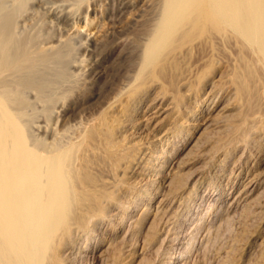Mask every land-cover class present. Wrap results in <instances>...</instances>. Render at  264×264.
<instances>
[{"label": "bare ground", "instance_id": "1", "mask_svg": "<svg viewBox=\"0 0 264 264\" xmlns=\"http://www.w3.org/2000/svg\"><path fill=\"white\" fill-rule=\"evenodd\" d=\"M29 1L32 0H0V264H77L86 256L85 253L100 243L96 242L95 235H102L99 231L107 229H111L113 239L121 236L127 244H123L125 246H121L119 252H113L111 249L115 243L108 241L105 249L97 255L109 252L103 264H125L129 257L141 259L143 246L150 239L163 236L158 242L161 243L172 236L168 237L172 228L169 226L177 209L172 210V203L180 205L188 198L196 181L185 192L188 181L181 183L168 178L167 170L165 174L150 175L154 177L150 179L152 184L145 186V194H139L131 191L138 178L131 180L126 170L133 167L139 153L154 159L152 163L156 167L151 168L153 171L159 172L158 167L164 165L160 162L169 160L165 150L178 136V120L175 118L183 111L182 95L191 89L186 83L188 70L185 69V79L178 78L184 74L177 75L182 71L180 62L184 60L181 59L186 60L184 56L194 48L196 41L197 45H208L211 49L219 44L216 42L225 46L231 44L235 50V55L231 54L235 56L234 65L228 64L231 72L226 74L225 68V75L223 73L229 76L231 86L226 84L229 88L226 97L235 103V110L230 119H215L219 121L216 128L224 137L220 134L223 140L219 137L221 143L218 141L212 146L214 152L222 147L233 154L240 151L238 163L245 167L242 173V166L236 162L229 170V177L237 179L239 176L240 182L234 185L235 192L223 208L225 218L233 219V212L238 207L253 202L258 192L264 191V168H256L259 162L264 164L261 146L264 137V0H150L148 17L146 15L144 21L141 19L142 22L139 19L136 27L130 24L134 28V32H130L132 36L124 29L109 33L107 44L113 43L117 36H124L122 38L126 42V36H130L134 45L133 57L128 59V54H123L120 62H130L133 70L128 71L119 90L116 89L118 91L97 110V116L85 119L86 122H81L80 116L76 117L78 92L83 85L80 79L85 78L84 81L94 87L104 71L97 65L96 50L101 40L91 39L89 33L83 35V30L74 34L68 32V24L84 6V0H58L48 9L40 2L44 7H39L44 17ZM129 3V0H121L113 19L126 12L132 4ZM46 18L49 19V27L45 26ZM88 20L85 18L84 26L88 25ZM78 25L75 24V28ZM189 56L194 57V53H189ZM212 58H209V66L213 63ZM185 68L193 71L191 67ZM110 83L112 79L108 76L101 82V87ZM101 87L98 85V89ZM176 88L184 91L175 95ZM144 103L140 115L135 118L134 112ZM150 111L162 116L160 120H151ZM168 117L175 119L173 125L156 137L152 134L153 139L144 146L145 150L153 149L152 153L140 151L141 148L135 146L139 135H148ZM252 144L262 148L258 155L260 159L255 157L256 163L252 162L256 156L251 150ZM176 149L174 146L173 151ZM151 158L145 161H151ZM158 179L161 180L159 186ZM155 183L157 185L153 186ZM164 186L166 190H162ZM154 193H159L160 198L153 210L150 211L148 206L138 208L136 199L150 203ZM127 196H135L136 199L127 201L129 204L124 206L123 198ZM167 201L170 202L167 204ZM239 209L242 212V208ZM134 211L139 212L136 217L132 215ZM258 213L264 217V204L259 205ZM146 223L145 232H142ZM215 224L216 221L207 227L208 232H220L216 230L220 224ZM259 247V254L264 258V237L259 241ZM230 251L229 256L237 253ZM90 257L89 261L92 260ZM165 259L160 264L177 263L178 256L171 255ZM260 261L264 264V259Z\"/></svg>", "mask_w": 264, "mask_h": 264}, {"label": "rangeland", "instance_id": "2", "mask_svg": "<svg viewBox=\"0 0 264 264\" xmlns=\"http://www.w3.org/2000/svg\"><path fill=\"white\" fill-rule=\"evenodd\" d=\"M117 1L116 0H114V1L113 0H87V3H88L87 4L86 1L84 0V3L86 5L83 4L84 6H82V8L78 14L73 16L72 21H70L71 23L69 22L68 27H67L69 29V31H68L69 33L74 34L77 30H79L80 32H81V30H83L82 31L83 35H86L89 33V37L91 36L90 37L91 39H95V37H96V40H98V41L101 40V41H99L98 46H97V50H96V53L98 54L97 55V57H98L97 65L99 68L102 69V72L103 71L104 72L102 73V76L100 77L97 86H94V87L89 86L86 83V81H84V80H86L85 78L82 77L80 79L81 84H83V85H80L81 88L79 89V92H78L79 96H78V107L76 109V117L79 118V116H80L79 120L81 122H86L87 120L92 119L94 116H97V114H98L97 112H99L97 110L102 108L103 105H105V102H107V100L109 99V97L112 96L114 93H116L119 90L120 85L123 82L125 75H127V73L129 74V72H132V70H133V69L132 70L130 69V68H133V66L130 64V62L129 63L128 62H120V56L123 54H125V55L128 54V57H129L128 59L133 57V54H134V50H133L134 47L133 46L134 45L129 39L130 36H128L131 31L134 32V28L131 25H134V27H136L139 25L140 22H142V20L144 21L148 17V9L149 10L151 9V5H150L151 1L148 0V2H147V0H129L130 1L129 4H131V3L132 4L130 5L129 8H127L126 12H124L119 17H116L115 19H113L114 11L118 7H120V5H121V0L120 1L117 0ZM29 2H30L29 4L32 5L35 8V10L38 9V13L43 14L42 17H44L45 14H44V12H42V10H40L39 7H41V9H42V7H43L42 5L44 4L46 9H48V7L51 8L50 6L51 5H52V7L55 6L58 3V0H43V2H42V0H40V1L34 0V2L32 0ZM39 3L40 4L43 3V4L40 5ZM48 4H50V5H48ZM46 9H43V10H46ZM83 10L85 11L83 13L84 15L81 14L83 12ZM141 13H143L144 15ZM131 14L133 15L132 17H134V18H131ZM146 15H147V17H145ZM125 16H126V18H125ZM85 18L89 19L88 20L89 23H88V25L84 26ZM135 18L137 20H134ZM139 19L140 20L142 19V20L140 21ZM45 20H47L46 21L47 24L45 25L47 27V25L49 23V19L46 18ZM75 20H76V22L74 23ZM110 21H111V23H110ZM138 21H140V22L138 23ZM133 22H135V23H133ZM75 24L76 25L79 24L78 25L79 27L76 26V28H75ZM136 24H138V25H136ZM49 26L50 25H48V27ZM73 26H74V28H73ZM124 26H126V27H124ZM69 27H71V28H69ZM117 29H119V30H117ZM123 29H124V31H127L128 35L126 37L129 40L126 39V42H124V39H123L124 36H122L123 38L121 37L122 39L117 36V39L113 43L107 44L108 41L106 42V40L109 39V35H110L109 33H112V31L115 33H118L119 31H123ZM103 33L106 36L103 35ZM130 35L132 36V33H130ZM93 36H94V38H93ZM118 42H119V44H118ZM130 43L132 46H130ZM195 43L196 44H195L194 48H192L193 51L191 50L192 52L191 51L189 52V53H194V57L189 56V53H188V55L184 56V57H186L187 62L185 59H183V58L181 59V61L184 60V61H182V63L180 62V67H181L182 71H180L181 74L177 75V77H178L179 75L184 74L183 75L184 78H183V76L178 77L180 79H181V77H182V79H185L186 77H188L186 80V83H187V85H190L189 88H191V89L183 92L184 90L182 91V89L179 90L178 88H176V89H174V92H173L175 95L179 94V92H181V93L183 92L184 96L182 95V98L184 97V99H182V101H181L182 102L181 108L183 111L182 112L180 111L179 116L175 118L176 120H178V132H177L178 136L174 140L170 141V144L166 147V150H165V154H167L169 160H167L166 162L165 161L160 162L161 165L163 163H164V165H162L163 167L157 166L159 168V172L153 171L151 168L156 167V165L152 163V161H154V159L148 155H143V154L141 155L139 153L140 156H138V159L136 158V160H134L135 165L133 164V167L134 166L135 167L128 169L130 172L128 170H126V175L129 178H131V180H133V179L136 180L138 178L137 179L138 181H136L138 185L136 184L135 186H133L131 191L139 193V194H141V193L145 194V190H143L145 188V186L147 184L148 185L152 184V181L150 179L151 178L153 179L154 177H151L150 175L155 174V173L165 174L167 170H169L168 178L172 177V178H174V181L177 180V181H180L181 183L188 181L189 184L187 186V189H185V192H188V190L191 188V185L194 181H196V184H195L194 188L192 189L189 197L184 199L180 205H178V202H177V204L175 203L176 205L174 203H172V205H174L172 210L177 208L175 213H174L175 214L174 218H173V220H171L172 224L169 226V228L170 227H172V228L169 229L170 231L168 232V234H169L168 237L172 235L171 236L172 238L171 237H169L168 239L166 238L167 240L165 239L161 243H158V242L161 239V237H163V236H160L159 239L157 236V238L155 240L150 239L149 243L146 242L147 245L143 246L142 253L140 255V256H142V258L141 259L137 258L135 260L130 259L131 257L126 258L125 264H151L150 263V262H152L151 260H154L155 257L156 258L152 262V264H160V261L161 262H162V260L164 261L165 258L167 259V257H169V256L171 257V255H172V257L174 255L178 256L177 263H174V264H181V263L182 264L183 263L184 264H230L233 260L234 261L231 264H233V263L234 264H243V263L245 264L247 261H248L247 263H249V264H251V262H252V264H262V262L260 260L264 259L263 255L260 256V254H259V250H260L259 241L264 237V226H263L264 225V217L262 216V214L258 213L259 205L264 204V197H263L264 191L260 190L258 192V197L255 198L256 200L254 199V200H252L253 202H250L249 204H247L249 206H247V205L240 206L242 208V212L239 209L240 207H238L233 212L235 214V216L233 217L232 214L230 216V217H233V219H231L229 217L232 221L230 219L225 218V214H226L224 212L225 211L224 209L226 208L225 204H227L228 199L235 192L234 191V189H235L234 185H237L238 182H240L239 176L237 179H235L234 176L229 177V170L231 169L232 165L236 162H237L236 164H240L242 166V173L245 172V169H244L245 167L242 163H238L239 159H237L238 158L237 155L240 153V151L237 152L236 154L235 153L233 154L230 151H225L224 147H222L217 152H214L213 148H212V146L214 145L215 142L220 141V143H221V141L223 140L222 137H224V134L220 131L218 132V130L216 128L217 124L219 123V121H216V120L217 119L222 120V119H226V118L227 119L232 118V113L235 110V108H234L235 103L230 102L229 99H227V97L229 95V88H227V87L231 86L230 82L228 81L229 76H227V75L224 76L225 70L227 71L226 74L230 73L232 70V68L228 67V66L231 63H232L231 65H234L233 62H234L235 53H233V52H235V50H234L233 46H231V44L229 46L226 44L227 46H225L221 42H216L219 44L215 43L217 46L214 45L215 46L214 49L209 48L208 45H200V44L197 45V41ZM230 46L233 48V50L230 48ZM197 47L200 48V49L199 48L197 49L198 51H196ZM219 47H220V49H219ZM229 49L231 50L232 53H230ZM217 50H218V52H217ZM219 50H220V52H219ZM194 51H196V52H194ZM121 52H122V54H121ZM212 52H214V55L215 54H217V55L214 56ZM231 54H234V55L232 56ZM190 55H192V54H190ZM209 55H211V56H209ZM187 57H189L188 59H190L191 61L188 60ZM215 57H217L216 58L217 61L215 60ZM209 58H212L211 61L213 63L218 62V64L215 63L214 65H212L213 64L212 63L211 66H209L210 65V59ZM213 59H214V61H213ZM118 62L120 64H118ZM229 62H230V64H229ZM185 67H191L193 69V71L191 69H189V68L187 69ZM230 68H231V70H229ZM185 69L188 70V71H186L187 74L185 72ZM207 69H208V71H207ZM116 70H118V71H116ZM179 70H180V68H179ZM223 73H224V75H223ZM107 75L109 76V79H112V83H110L107 87H103V86L101 87V82L108 79ZM222 75H223V77H226V78H223ZM103 76L107 77V78L104 79ZM178 78H177V80H178ZM220 78H223V79H220ZM216 79L219 81V83ZM82 80L84 81L83 83H82ZM211 80H213L214 82ZM221 81H223V83ZM216 82L218 83V85ZM220 82L222 84L221 87H219ZM224 82H225V84H224ZM214 83L217 86H215ZM84 84H85V86H84ZM211 84H213V85H211ZM226 84H227V87H226ZM98 85L101 87L100 89H98ZM82 86H84L85 88ZM211 86H215V87L213 88ZM219 88L222 89V92H221V89H219ZM81 89H83V90H81ZM96 89H98L99 91ZM116 89H118V90H116ZM216 97H217V99H216ZM144 105H145V103L141 105V109H138V111L134 112L135 118H137L140 115L142 107ZM223 105H225V106H223ZM209 106H210V108H209ZM220 107H223V108H220ZM77 110H79V111H77ZM148 113H150V116L152 114L153 117L151 120H154L155 122L160 120V118L162 117V116L158 117L157 116L158 114L154 115V113H151V111ZM223 113L224 114L226 113L225 114L226 117L223 116L224 115ZM221 114H223V115H221ZM90 117H92V118H90ZM87 118H89V119H87ZM85 119H87V120H85ZM175 119L171 120L168 117V118H166V120L164 122L161 121L162 123L161 124L159 123L160 125H158V127L154 131H151L150 133H148V135L147 134L139 135L141 138L138 137L139 140L138 139L136 140L137 144L135 146L138 147L139 149L141 148L140 151H142V152L146 151V153H152L153 149H150V150L146 149L145 150V147H144L147 145V142H149L150 140L153 139V138H151L152 134H154L155 137L162 134L164 132V130L169 127V125L170 126L173 125ZM141 120L139 119L140 122H142ZM215 121H216V123H215L216 125H213ZM220 134L222 135V137L219 136ZM219 137L222 140H220ZM140 139H141V141H140ZM171 143H173V144H171ZM222 145L223 144H220V146H222ZM174 146L177 147V149L175 151H173ZM252 146L253 147L251 148V150H253L254 155H256V156H254L252 162L256 163L260 159L259 158L260 156H258V155H260L262 148L260 149L256 144H252ZM261 146L263 147V151H264V137L262 139ZM254 148H256V149L258 148V149H260V151H257ZM255 157L256 158L258 157V160H256ZM150 158H151V161H148V162L145 161L147 159L150 160ZM171 160H172V162H171ZM167 162H168V164H167ZM142 165H143V167H142ZM248 165H251V164H248ZM256 166H257L256 167L257 170H262L264 168V164L260 163V162ZM227 175H228V177H227ZM225 178H228V179L225 180ZM157 181L159 183V181H161V180L158 179ZM230 184H232V185H230ZM156 185H157L156 183L153 184V186H156ZM159 185H160V183L158 184V186ZM148 187H150V186H148ZM162 190H166V187L164 186L162 188ZM160 194H161V192H160ZM160 194L159 193L152 194V196L153 195L154 196L152 197V201L150 203L146 202L144 199L139 201L138 199L135 198V196H130V197L127 196V197H124L127 199L123 198V201L125 204L124 206H127L129 204V202L135 201V199H136V204L138 205V208H144V206H145V208H147V206H148V208L151 211V210H153L156 203L158 202V200L160 198ZM219 198H221V200H218ZM222 198H224V199H222ZM260 198H261V200H260ZM131 199H134V200L131 201ZM127 201H129V202H127ZM214 201L216 202V204ZM169 202L170 201H167V204ZM258 202H259V204H258ZM254 203H256V205H254ZM203 211H205V212H203ZM239 211L241 213H238ZM138 213H139L138 211H134L132 213L133 217H136V215H138ZM253 213L254 214L257 213V214L254 215ZM220 214H221V216H220ZM223 216L225 219L223 218ZM256 216H259V217H256ZM226 217H228V215H226ZM150 219H151V216L149 217L148 222ZM218 219L220 220V222H218L219 221ZM226 219L230 220V221H227ZM254 219H256V220H254ZM225 220L227 222H225ZM214 221H216V224H215L216 226L220 224V226H218V228L216 229L220 232H214L213 231L214 234L217 233L215 235H213V233L211 231L208 232V229H207V227L209 228V226H211ZM146 226H147V223L144 225V229L142 230V232H145ZM123 227H125V225ZM201 227H203V228H201ZM219 227H222V228H220L221 230H219ZM172 229H174V231H171ZM199 230H201L202 232ZM194 231H195V233H194ZM237 231L238 232L241 231V233L239 232L241 236L238 234ZM242 231H243V233H242ZM99 232L102 233V235L96 234L95 240H96V242L98 241L100 243L94 249H90V251H88V254L85 253L86 256L81 258L82 259L81 262L79 260V262L81 264H101V263L103 264L107 260L109 252L108 253L106 252L107 254L103 253L102 256H99L97 254H99V252L101 250L105 249L108 241L112 242V244H113V242L115 243V245H113L112 249H111V251L114 250L113 252H116V251L119 252V250L121 249V246L123 244H127V241H126V243H124L125 240L122 239L121 236L113 239L111 229H107L103 232H101V231H99ZM174 232H175V234H174ZM208 233L212 236L208 235ZM242 234H243V236H242ZM182 235L184 236V239H183ZM100 236L104 239H101ZM190 236H191V238H190ZM238 236L240 238L241 237L242 238L239 239ZM174 237H175V239H174ZM185 237H186V239H185ZM202 237H203V239H202ZM188 238H189V240H188ZM119 239H121V241ZM190 239H192V240H190ZM115 241H117V242H115ZM118 241H120V242H118ZM166 242H168L169 244L168 243L166 244ZM138 243H140V239H139ZM184 243H185V246H184ZM198 243H200V244H198ZM158 244L160 245V247ZM91 245L93 246L94 242H92ZM91 245H90V247H91ZM186 245L188 246V248H185ZM124 246H122V247H124ZM170 246H172V248ZM198 247H200V248L202 247V248L200 249ZM195 249H197V250L195 251ZM134 250L139 251V249L137 247H134ZM189 250H190V253H188ZM230 250H232L234 252L236 251L237 252L236 255L233 252L234 255L229 256V254L231 252ZM184 251H186L187 253H185ZM239 252L240 253L242 252V253L240 254ZM256 253H257V255H256ZM225 255H227V258L225 257ZM238 255H240V257H237ZM258 255H259V257H258ZM90 256H92L91 261H89L91 259ZM164 256H166V257H164ZM179 256L181 257V259ZM182 256H183V258H182ZM241 256H242V258H241ZM231 257H232V260H231ZM236 257H237V259H236ZM243 257H244V259H243ZM261 258H263V259H261ZM129 260H131V261H129ZM255 260L256 261L258 260V261L254 262ZM249 261H251V262H249ZM79 262H77V264H79Z\"/></svg>", "mask_w": 264, "mask_h": 264}]
</instances>
